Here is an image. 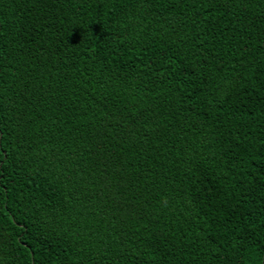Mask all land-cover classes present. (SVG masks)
I'll use <instances>...</instances> for the list:
<instances>
[{
    "label": "trees",
    "instance_id": "16d2710c",
    "mask_svg": "<svg viewBox=\"0 0 264 264\" xmlns=\"http://www.w3.org/2000/svg\"><path fill=\"white\" fill-rule=\"evenodd\" d=\"M0 264H264V0H0Z\"/></svg>",
    "mask_w": 264,
    "mask_h": 264
}]
</instances>
